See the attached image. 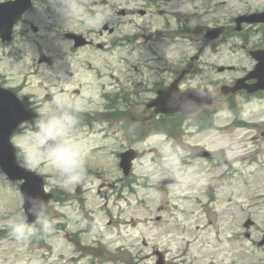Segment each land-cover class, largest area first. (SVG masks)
Masks as SVG:
<instances>
[{
    "label": "rangeland",
    "instance_id": "374dc122",
    "mask_svg": "<svg viewBox=\"0 0 264 264\" xmlns=\"http://www.w3.org/2000/svg\"><path fill=\"white\" fill-rule=\"evenodd\" d=\"M91 1H84L86 7L97 11L99 6L91 5ZM121 1L125 2V0ZM218 1L220 6L217 9V16L222 13H227V17L237 16L247 10L264 6V0ZM63 3L62 15L55 22L59 26V31L50 30L47 27V15L44 11L42 14L40 12V14L31 15V13L27 16L40 28L38 35L42 34L43 39L38 38L41 43L39 47L30 41H23L24 38L21 35L17 36L13 44L2 45L0 43V75L7 76L6 80L12 84L17 85L18 82L24 84L22 94L29 97L28 101L36 108L37 113L51 112L55 109L57 114H60L59 111L63 109L68 115V112L71 113L73 109H78V111L102 110L97 89H99L98 84L105 78L97 82L98 79L94 78L91 68H87V65L82 61L91 60L104 70V66H106V75L108 76L110 73L108 63L111 66L118 65L116 63L119 54L130 59L133 64L138 63L140 58H148L149 53L146 46L123 48L111 56H104L103 53L90 48L70 51L69 42L63 38L62 32L70 30L71 26L83 30L91 29L97 25V22H94L93 19L90 20L86 14L79 15L81 12H86L87 8L84 9L83 6L77 5L76 0H63ZM190 5H192L191 2ZM171 6L175 5L171 4ZM51 17L49 20L53 21L56 15ZM149 18L152 17H143L138 21L146 23L147 20H150ZM158 24L159 22L154 24L153 29L145 34L152 33ZM122 31H137L136 33L142 34L127 21L120 26L119 32ZM94 37L101 40L103 37L110 38L111 36L94 35ZM141 39L138 38L135 44L139 45ZM147 39H151V36H146L145 40ZM187 42L189 41L187 40ZM222 43L218 46L217 52H212V48L204 47L201 59L214 61L218 64L237 61L239 53L233 52L231 49L233 41H228L227 44L226 42ZM19 48L26 49V51L23 49L25 53H19ZM158 51L165 56L166 60L160 63L164 67L169 60H176L180 53H186L188 58L190 55L193 56L197 49L189 45H176L169 40V44L159 43ZM39 56L47 57L48 62H35ZM123 68L125 65H122V73ZM203 69L208 70L207 68ZM69 71L72 72L70 75ZM120 71L121 68H117V72ZM214 77L219 76L203 73L191 76L188 80L192 83H201ZM75 89H79L78 95L74 94ZM47 93L50 94V99L42 101L41 99ZM150 96L145 93L139 95L137 113ZM197 115L184 121L175 120L176 124H181V132L178 131L177 137L151 133L138 142L137 147L143 156L133 165L138 186L132 187L131 190L126 186L128 181H124L121 176L114 152V148H119V145H127L126 133L118 131L114 127L109 128L107 122L100 120L89 128V133H86L88 127H85L83 131L81 129L74 131L69 127L67 139L73 141L72 144L78 148L85 163L96 170L100 169L101 173L92 174L86 170L79 184L84 188L83 194L81 193L77 197L74 193V185L67 188L61 187L66 194H59L51 202V206L43 216L46 221L50 222L52 215L57 224V235L51 240L52 251H46L44 248L39 249L38 245L29 243L27 245L20 244L17 248L18 244H12L7 240L4 246L10 245V247L4 252L1 250L0 264H70V243L65 236L67 234L70 236L73 231L90 239L92 237L102 238L103 242L119 250L113 252L117 258H122L120 254L123 251L119 248L129 247L131 249L130 262L136 261L139 258L138 253L143 251L144 257L139 259V264H155L156 259L152 256L154 249L164 250L169 261L179 264L182 254L177 246H181L184 239L191 241L188 263L194 259L193 264H205L208 263L206 261L208 255L216 254L218 258L214 259L215 264H226V259L223 255L221 256V248L213 241L215 222L218 221L226 227L227 222L231 223L232 220H235L237 225L244 218L243 207L246 199L255 192L264 190L262 188L264 139L260 138V133L264 130V109L262 111L255 109L249 114L242 115L250 121L255 129H238L228 126L231 119L229 114L220 111L217 114L220 130L216 136H214V131H209L204 134L207 135L205 138L203 134L194 133L195 127L192 126V119ZM71 119V126L81 123L73 117ZM92 128H94V132H92ZM105 132L108 135L104 139L102 137ZM253 135L255 140H251L249 137ZM102 143H104L103 151L84 156L90 146ZM176 143L179 145L175 146ZM203 145L211 150L224 148L226 154L221 160L225 158L229 163H234L237 171L234 170L229 174V171H225L226 166L223 165V161L185 158L187 155H192L196 151L195 148ZM184 147L187 149L183 150ZM250 154L257 157L256 163L248 164L247 158ZM243 157L246 159L243 160ZM255 165H259L257 171L251 170ZM39 167L48 173L55 171L50 166L46 155L41 157L37 168ZM258 172L259 176L256 175ZM228 175H230V179H228ZM247 175H253L249 178V182L246 180ZM165 178L175 180L172 184L163 185L162 181ZM54 179H50L51 185L54 184ZM209 185L212 186L211 191L208 189ZM18 203H20L18 194L6 186L0 177V214L10 212L18 206ZM159 206L164 208L160 213L157 211ZM158 215L162 216L161 222L155 221ZM17 217L18 213H15L11 219H17ZM254 219L259 223L260 219L257 213ZM3 223L1 226H4ZM63 225L64 227H62ZM183 227L188 228L184 233L181 232ZM259 229V226L255 227L254 236H258ZM83 230L87 232L83 234ZM209 241L211 242L208 244ZM229 246L231 247V244ZM30 247L35 252H29ZM230 255L235 256L237 264H254L256 260L255 256H247L245 250L242 249V244L237 242L235 243V252ZM125 262L127 260L119 259L116 264H125Z\"/></svg>",
    "mask_w": 264,
    "mask_h": 264
},
{
    "label": "clouds",
    "instance_id": "9594fccd",
    "mask_svg": "<svg viewBox=\"0 0 264 264\" xmlns=\"http://www.w3.org/2000/svg\"><path fill=\"white\" fill-rule=\"evenodd\" d=\"M56 102V101H54ZM72 119L67 114L51 112L37 113L29 123L21 125V131L14 139L17 150V159L22 167L32 169L39 166L41 157L46 155L50 166L65 179L58 182L60 187L79 185L85 175V160L78 148L67 139V130ZM39 200L46 207V203L35 197H29L28 203ZM27 212H33L32 208ZM27 212L22 211L18 220H8L6 227L9 234L17 241L27 240L34 232L33 224L27 220ZM37 217L35 223L42 226L45 232L52 230V224L43 216V207L40 212H33Z\"/></svg>",
    "mask_w": 264,
    "mask_h": 264
},
{
    "label": "water",
    "instance_id": "95a60500",
    "mask_svg": "<svg viewBox=\"0 0 264 264\" xmlns=\"http://www.w3.org/2000/svg\"><path fill=\"white\" fill-rule=\"evenodd\" d=\"M25 8L26 6L20 0L11 3V5L0 4V36L2 38H9L12 25L17 21ZM259 86L264 87V83ZM189 96L190 94H177L174 87H171L165 91L164 95H159L154 101V104L158 105L156 111L169 113L180 110L189 113L192 111L193 106H199L190 104L187 98ZM16 101L17 100L11 94H5L0 91V163L8 174L17 175V177L26 180V186L23 192L27 196V199L29 197H35L47 202L50 195H45L43 193L42 186L38 183L37 177L31 175L29 172L19 170L14 162L15 151L9 141L10 135L20 122L31 118V115ZM133 158L134 155L128 157L126 161H123V167L127 168L129 161ZM36 202L37 201H35L34 204H36ZM35 207L36 208H33V212H38L40 207ZM32 219L34 218H29V220Z\"/></svg>",
    "mask_w": 264,
    "mask_h": 264
},
{
    "label": "flooded vegetation",
    "instance_id": "af4514ba",
    "mask_svg": "<svg viewBox=\"0 0 264 264\" xmlns=\"http://www.w3.org/2000/svg\"><path fill=\"white\" fill-rule=\"evenodd\" d=\"M110 1L111 0H100V3L106 8ZM97 3L98 2L95 1L93 3V5H96ZM126 6L129 7L127 4H126ZM117 13H118V7H112V6L109 7V12L102 13V18L104 19V22L101 23V26H100L99 30L97 31V33H95V35H97V36H105V35L111 36V35H113L116 32V30L118 29L119 22H120L117 19H114L116 17ZM138 14H139L138 10L128 9L122 13V16L128 17L130 15L136 16ZM25 22H26V20H25ZM94 41H95V39L93 40V43L90 42V44H89V46H87V48L94 49V47H95V49L101 51L102 49H105V48H112L113 46H115V41L117 42V40L110 39L108 41V44H106L105 42L107 41V39H104L103 40L104 43L100 46L98 44V42L95 41L96 43H94ZM123 88H125L126 90H131L134 92L137 90L138 84L134 83L133 81H130L129 83H126V82L124 83L119 78H116L115 79V89L120 90V94H122ZM131 96H133V95L131 94ZM115 97L117 98V100H119L117 95ZM116 107H117V105H116ZM260 208H262V210H264V196H262V198H261V207ZM233 223H234L233 221L231 222V224H230V221L227 222V224H228V226H227L228 227V229H227L228 235L224 236V235H221L220 233H217L214 235V238H213L214 244L221 248V252H222L221 256L222 255L224 256V258L226 259L228 264H235L234 263V256L230 255V253L235 252L234 240L230 239L231 236H229V233L233 232V226H234ZM251 228L249 231L244 232L246 239L252 238ZM261 228L262 229L259 231V238H257L258 240L264 239V223L262 224ZM246 234L248 237H246ZM210 242L211 241H209L208 244ZM184 243L190 244V241H184ZM229 243L231 244V247L229 246ZM260 247L263 249V251L258 255L259 264H264V244L260 245ZM158 251L159 250L154 249L152 251V256H154L156 258L158 255V253H157ZM161 253H162L163 257L166 258L165 254L163 252H161ZM84 255H85V257H84ZM248 255H250V253H248ZM77 256H78V259H76ZM83 258H84V260H87L88 264H90L91 262H93V264H103V261L105 259L104 249L101 245H100V247H97L96 245H92V246L83 245V246H81L79 241L72 239L71 245H70V259L72 261L71 264H77V263H80L81 261L83 262L84 261ZM217 258H218V255L210 254L206 258V261L208 263H205V264H215L214 259H217ZM193 262H194V259L189 264H193ZM166 264H173V263L171 261H169V259H166Z\"/></svg>",
    "mask_w": 264,
    "mask_h": 264
}]
</instances>
